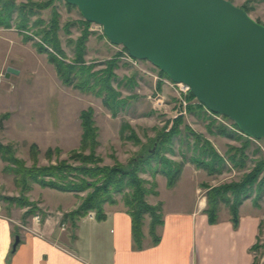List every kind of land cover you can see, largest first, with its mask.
<instances>
[{
	"label": "rangeland",
	"instance_id": "rangeland-1",
	"mask_svg": "<svg viewBox=\"0 0 264 264\" xmlns=\"http://www.w3.org/2000/svg\"><path fill=\"white\" fill-rule=\"evenodd\" d=\"M228 1L247 10L255 21L264 25V0ZM14 3L18 7L32 3L48 6L38 11L31 22L29 32H19L16 29V13L10 28L0 27V118L6 113L10 115L3 120L0 143L12 146L15 157L23 161L26 168L33 167L34 161L39 167L68 161L69 152L80 147L83 134L80 114L88 109L94 111L93 120L98 129L100 146L96 149V155L103 160L105 166H114L117 163L127 166L141 153L144 146H150V142L159 133L172 129L175 121L182 119L179 127L182 133L175 140L174 156H168L186 166L178 187L181 192L171 194L167 188L164 189V182L160 183V190L169 205L174 200L177 202L180 195L189 203L190 193L192 190L194 192L195 187V202L198 201L201 207H207L208 189L203 188L204 184L215 187L238 182L243 175L250 173L258 162L264 160V139L255 141L247 137L248 140L230 119L226 120L205 107L201 108L197 100L189 98L191 92H181L180 88L173 86L172 81L162 76L153 64L135 60L122 46L112 45L101 26L92 24L86 28L83 25L85 20L77 7L69 6L63 0H14ZM54 15L58 16V37L68 63L73 61L78 39L85 31L88 33L84 56L87 65H93L95 71H99L106 67L107 62L118 61L115 69L117 80L113 86L121 94L120 98L125 99L126 105L117 117H113L104 107L101 98L65 86L58 78L54 65L49 62L48 55L38 53L35 45L36 42L41 43V40L35 33L43 27H32L33 21L41 18L44 23L49 24ZM24 35L35 38L26 42ZM187 130L209 142L225 159L231 148L241 149L246 145L245 168L230 169L231 171L217 176H209L205 171L198 170L190 163L192 151L189 145L193 143V138ZM34 144L38 146L35 158L31 150ZM48 149H60L61 153L53 154L49 158L46 156ZM0 163V215L21 220L27 225L32 221L44 222L43 216H46V219L59 217L62 220L64 213L79 205V199L72 194L43 189L37 185H32L31 191L22 194L16 185L15 175L5 174L3 169L6 163L1 159ZM141 178L151 183L155 181L158 189V176L153 180L149 174H142ZM162 179L165 181L164 177ZM22 195L41 210V213L29 217L26 221H22V217L28 208H21L5 200ZM117 200L118 205L123 204L121 197ZM257 203H254L253 198L242 206L245 213L247 209L254 210L261 219L259 244L262 249L256 251L254 256L256 264H264V196ZM175 204L179 205V202ZM221 211L223 215L229 213L228 208L224 206ZM90 214L95 218V213H89L87 217ZM38 216L40 220L36 221ZM63 227L61 223L58 226L59 230ZM62 233L68 238L73 235L68 225H65V231Z\"/></svg>",
	"mask_w": 264,
	"mask_h": 264
},
{
	"label": "trees",
	"instance_id": "trees-1",
	"mask_svg": "<svg viewBox=\"0 0 264 264\" xmlns=\"http://www.w3.org/2000/svg\"><path fill=\"white\" fill-rule=\"evenodd\" d=\"M45 8L48 6L44 4L32 3L18 7L14 0H0V27L10 28L16 13L17 18L14 21L16 29L19 32H29L33 18L37 16L38 11ZM245 11L248 13L247 10ZM83 25L88 28L92 23L83 21ZM35 26L43 27L35 33L41 40V43L36 42V49L38 53L48 55L49 62L54 65L56 74L62 83L82 93H91L101 98L104 107L111 112L113 117H117L126 105L125 99L120 98L121 94L113 86L117 80L115 69L118 66V61L107 62L106 67L99 71H95L93 65H87L84 56L88 33L85 31L78 39L77 51L73 61L68 63L58 37L60 31L58 16L54 15L49 24L44 23L41 18H37L33 21L32 27ZM23 37L26 42L33 41L35 38L29 35ZM124 50L128 52L127 49L124 48ZM160 74L169 78L162 71ZM189 98L196 100L192 93H190ZM199 106L205 107L202 104ZM189 110L191 111V108ZM1 116L0 129L3 128V120L9 118L10 115L6 113ZM93 117L94 111L92 109L85 110L80 114L83 131L80 147L69 152L68 161H59L55 165L39 167L34 161L33 167L26 168L24 162L15 157L12 146L0 143V159L6 163L3 172L15 175L16 185L21 189L22 194L31 191L32 185H37L43 189L76 196L79 199V205L74 210L65 213L61 220V224L70 226L72 231L77 229L78 223L86 218L89 213H95V220L99 223L106 221L105 207L118 205L117 198L121 197L123 205L131 217L132 239L135 247L137 249L143 248V227L147 218H149V234L152 242L154 245L158 244L160 237L157 235V229L164 223L163 205L162 203L149 204L147 198L158 195L157 185L155 181L151 183L144 180L141 175L149 174L153 180L161 175L166 178L169 189L176 186L185 165L173 161L168 156H174L175 140L182 133L179 129L182 119H177L172 129L163 130L159 133L150 142V146H144L141 153L132 159L127 166L120 163L114 166H105L103 160L96 155V149L100 143L98 141V129ZM221 117L229 120L227 117ZM235 127L238 129L236 125ZM191 136L193 143L189 145L192 151L190 163L196 166L198 170L205 171L209 176H217L230 169L242 170L245 168L247 161L246 145H243L241 149L231 148V152L225 159L209 142L202 140L193 133ZM246 142L249 144L248 141ZM31 150L35 158L38 154V146L32 145ZM59 153H61L60 149H48L46 156L51 158L53 154ZM203 188L208 189L205 214L209 224L216 225L219 223L221 207L224 206L228 208L231 223L236 229L240 222V208L244 202L254 198V203L257 205V202L264 196V160L258 162L254 169L243 175L238 182L224 183L215 187L204 184ZM5 200L15 203L21 208H28L22 217V221L41 213L38 206L29 202L23 195L19 198H6ZM43 217L45 221L46 216ZM260 249L262 246L258 240L251 252L255 253ZM253 264H256V259H254Z\"/></svg>",
	"mask_w": 264,
	"mask_h": 264
},
{
	"label": "water",
	"instance_id": "water-1",
	"mask_svg": "<svg viewBox=\"0 0 264 264\" xmlns=\"http://www.w3.org/2000/svg\"><path fill=\"white\" fill-rule=\"evenodd\" d=\"M63 1L131 58L189 86L208 111L264 139V25L244 9L228 0Z\"/></svg>",
	"mask_w": 264,
	"mask_h": 264
},
{
	"label": "crops",
	"instance_id": "crops-1",
	"mask_svg": "<svg viewBox=\"0 0 264 264\" xmlns=\"http://www.w3.org/2000/svg\"><path fill=\"white\" fill-rule=\"evenodd\" d=\"M162 177L158 175L157 179L158 196L147 198L149 204L163 205L164 223L157 229L160 237L158 244L152 242L147 218L143 227V248L135 247L131 217L123 204L106 206L107 220L104 222L99 223L89 217L82 219L70 238L62 233L65 231L63 228L59 230V217L25 225L21 220L0 215V264L254 263L255 256L251 249L257 244L261 233V219L257 212L247 209L245 213L244 205L241 206L240 222L236 229L231 223L230 214L223 215V211L220 212L219 223L210 225L205 214L206 207L195 202V187L194 192L192 190L190 193L189 203L180 195L177 202L174 200L171 205L167 204L160 183L164 182V189L167 188L171 194H180L178 187L183 173L172 189L167 187V180L164 177L165 181H162ZM198 188L199 183L196 195ZM178 202L179 205L175 204ZM18 237L20 242L13 249Z\"/></svg>",
	"mask_w": 264,
	"mask_h": 264
},
{
	"label": "built area",
	"instance_id": "built-area-1",
	"mask_svg": "<svg viewBox=\"0 0 264 264\" xmlns=\"http://www.w3.org/2000/svg\"><path fill=\"white\" fill-rule=\"evenodd\" d=\"M173 86L179 87L180 90H181V92H183L184 94H188L189 92H191L190 87L187 86V85H185V84H182V83L181 84L173 83ZM88 217L91 218V219H94V215L93 214H90ZM35 219H36V221H39L40 220V217L38 216ZM63 226H64L63 227V230H65V225H63Z\"/></svg>",
	"mask_w": 264,
	"mask_h": 264
}]
</instances>
